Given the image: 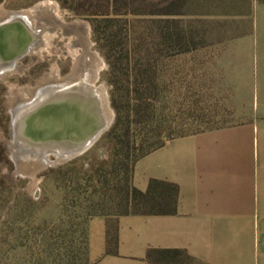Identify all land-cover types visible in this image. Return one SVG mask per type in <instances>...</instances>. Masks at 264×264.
Returning a JSON list of instances; mask_svg holds the SVG:
<instances>
[{"label": "rangeland", "instance_id": "obj_1", "mask_svg": "<svg viewBox=\"0 0 264 264\" xmlns=\"http://www.w3.org/2000/svg\"><path fill=\"white\" fill-rule=\"evenodd\" d=\"M261 1L0 0V11L13 13L49 3L68 24L88 27L91 50L102 62L96 86L106 91L113 114L111 127L86 153L55 165L57 158L51 156L35 172L41 159L16 155L12 147L13 90L35 88L57 70L62 78L69 75L68 39L59 33L52 48L22 60V74L0 78V264H90L85 211L90 193L85 188L91 178L111 187L124 179L123 153L114 151L121 128L112 131L117 111L124 120L128 116L136 89L128 60H153L159 85L155 118L171 134L189 136L223 126L226 117L238 114L236 90L252 83L258 50L254 32L257 26L261 35L263 24L256 5ZM104 20L108 23L101 24ZM168 26L174 41L170 50L162 40ZM174 35L184 48L175 46ZM105 193V210L116 215L107 206L112 192Z\"/></svg>", "mask_w": 264, "mask_h": 264}, {"label": "crops", "instance_id": "obj_2", "mask_svg": "<svg viewBox=\"0 0 264 264\" xmlns=\"http://www.w3.org/2000/svg\"><path fill=\"white\" fill-rule=\"evenodd\" d=\"M256 8L262 33L256 26V66L249 87L236 90L238 114L135 167L133 187L142 193L153 180L179 188L176 214L115 218L117 255H107L109 221L91 218L90 264H264V0Z\"/></svg>", "mask_w": 264, "mask_h": 264}, {"label": "bare ground", "instance_id": "obj_3", "mask_svg": "<svg viewBox=\"0 0 264 264\" xmlns=\"http://www.w3.org/2000/svg\"><path fill=\"white\" fill-rule=\"evenodd\" d=\"M6 15L1 11L0 21L8 18L5 22H0V74L29 55L36 44H44H42L40 52L38 51L39 53L49 49L50 32L43 31L39 25L35 24V21L37 23L39 20L43 25H54L61 20L57 9L49 3L40 5L30 12H10L9 16L5 17ZM70 30L78 35L86 34L89 31L86 25L80 23L71 26ZM9 34L11 37L13 36L12 41L7 37ZM44 35L48 36L45 41H43ZM32 42L34 43L31 45ZM72 55L76 59V55ZM97 58L99 63H102L98 56ZM97 65L95 62L79 64L73 73L64 80L40 82L33 89L13 90L17 103H15L14 109L17 110V107L23 105V108L18 110L15 127L17 138L26 142L24 145L32 150L25 149L18 142H13L12 147L17 149H15L16 155H29L41 159L39 164L36 162L35 172L49 164L51 156H55L58 163L73 158L71 155H65L62 151L57 152L52 149L51 152L41 153L37 151L38 149L46 150L48 144L58 150L60 148L65 150L66 148H75L82 145L95 132H99L103 125L111 127L113 114L108 96L105 90L96 86L102 69ZM29 91H31L30 98L24 100L23 98L27 96L25 93L27 94ZM16 110H14V115H16ZM45 119H47L46 122L52 124L55 140L51 142L41 141L39 136V140L38 137H34V125L45 121Z\"/></svg>", "mask_w": 264, "mask_h": 264}, {"label": "trees", "instance_id": "obj_4", "mask_svg": "<svg viewBox=\"0 0 264 264\" xmlns=\"http://www.w3.org/2000/svg\"><path fill=\"white\" fill-rule=\"evenodd\" d=\"M100 23L96 21L97 25ZM103 23H108V21L104 20L101 24ZM174 36L177 38L176 44L174 43L175 46L180 48L183 46L184 48L185 42L179 36ZM172 37L170 27L163 28L162 40L167 50L172 48ZM144 61L145 64L139 62L136 56L133 63L128 60L136 89L131 100V110L128 116L124 120L117 111V124L112 131L113 134H116L118 129L121 128V134L117 138L114 151L119 149L124 156L122 165L124 179L122 184L116 185V183H113L111 187L107 183L104 184L100 178L96 180L88 178L90 180L87 181L85 188V194L90 193V198L85 201V211L88 219L103 217L109 221L107 255H117L118 233L113 223L115 218L176 214L179 197V188L176 185L153 180L150 182L147 193H142L133 187V174L140 160L164 148L169 142L187 137L171 134V129L163 128V125L155 118L153 99L157 98L159 94V85L156 75L153 73V60L151 57L146 56ZM140 85L141 88L143 87L142 89H138ZM106 190L112 192L107 206H110L108 208L117 213L116 215L108 214L105 210ZM151 256L152 253L149 254V259Z\"/></svg>", "mask_w": 264, "mask_h": 264}, {"label": "flooded vegetation", "instance_id": "obj_5", "mask_svg": "<svg viewBox=\"0 0 264 264\" xmlns=\"http://www.w3.org/2000/svg\"><path fill=\"white\" fill-rule=\"evenodd\" d=\"M6 20H7V18L0 21V22H5ZM77 23H80V22H74V23L68 24L62 18L57 24H54V25H43L39 20H37V23L35 21V24L39 25V27L42 28L43 31L50 32L49 38H51V39L49 41V44H50L49 49L52 48V44H51L52 40L55 39L56 37H58L59 33L62 35L63 39H68V44L66 47L68 50L69 58H71L73 61L71 73L69 75H67L66 77H64V78L60 77L59 71L57 70L55 73L53 72L51 75H47L44 79L39 81V83L40 82H51V81L64 80L65 78H67L68 76H70L73 73L75 67L79 64H90L91 62H95V64L96 65L98 64L97 66L99 67L100 63L98 61L97 55L95 53H93L91 50V45H90V42L88 39L89 31H87L86 34H79L80 35V38H79L78 33L70 30V27L73 26L74 24H77ZM80 24H83V23H80ZM63 26H64V28H63ZM47 38H48V36L44 35L43 41H45ZM33 43L34 42H32L31 45ZM42 44L43 43L36 44V46L31 49V53L29 55H27L26 57L32 56L34 54H38L39 56H41V54L44 51H47V50H43V51H41L42 53H39L40 52L39 50L42 47ZM72 54L76 55V59ZM26 57H24L23 59H25ZM23 59H20L16 63L15 66L13 65L12 67L8 68L7 70H3L2 74H0V78H4L8 74H12V75L22 74L26 70L25 67L21 66ZM94 60H97L98 62L96 63V61H94ZM1 75H3V76L1 77ZM98 82H99V80H98ZM24 89H33V88L32 87H26ZM30 94H31V91L27 92V94L25 93V95H27V96L23 99L26 100V99L30 98V96H29Z\"/></svg>", "mask_w": 264, "mask_h": 264}, {"label": "water", "instance_id": "obj_6", "mask_svg": "<svg viewBox=\"0 0 264 264\" xmlns=\"http://www.w3.org/2000/svg\"><path fill=\"white\" fill-rule=\"evenodd\" d=\"M7 37L9 38L10 41H12L13 36L11 37V35L9 34ZM0 67H1V65H0ZM15 113H16V115H14V113H13L14 118H13V123H12L13 142H18L25 149L32 150V149H30V147L24 145V144H26V142H24L22 140H19L17 138V132L15 130V127H16V122H17V118H18V113L19 112L16 111ZM42 118H44L43 115H42ZM42 118H41V121H42ZM41 121L38 122L37 125L36 124L34 125L35 126V129L33 130L34 135H35L34 137L37 138L39 136L41 138V141L43 140V141H47V142H51V141L55 140V137L53 136V132H52V127H51L52 124H50L49 122H46L47 119H45V121H43V122H41ZM108 129H109L108 127L103 125L99 129L100 131L98 130L99 132H95L89 139H87L85 142H83L82 145L77 146L75 148H68L69 150L67 148H66V150L65 149H61V148H60L61 150L60 149L58 150L56 148L50 147L49 146L50 144H48V146H46L47 147L46 148L47 151L46 150H41V149H38L37 151H39L41 153H44V152L48 153L49 151L51 152V151H53L52 149H54L57 152L58 151H62L65 155H71L73 157L72 159H74V158H77V157L83 155L84 153H86L101 138V136L106 131H108ZM39 137L37 138L38 140H39ZM68 161H70V160H67L65 162H68ZM65 162H62V163H65ZM53 164L55 165V164H60V163H53Z\"/></svg>", "mask_w": 264, "mask_h": 264}]
</instances>
